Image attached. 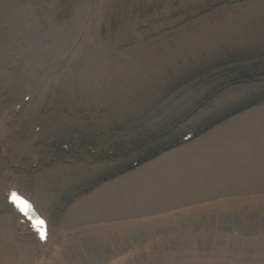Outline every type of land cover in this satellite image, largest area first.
Masks as SVG:
<instances>
[{
	"label": "bare ground",
	"instance_id": "bare-ground-1",
	"mask_svg": "<svg viewBox=\"0 0 264 264\" xmlns=\"http://www.w3.org/2000/svg\"><path fill=\"white\" fill-rule=\"evenodd\" d=\"M103 1L88 0L87 6L86 3L82 5L77 15L78 19H75L73 24L77 31L67 36L61 30L49 27L47 12L51 7L46 0H0V17L2 13L7 21L6 24L13 25L14 38H18V45H15L13 50L0 47V86H3L0 89V155L3 156L4 161L14 160L11 165L19 162L25 163L21 158L16 159L22 151H25L26 157L30 154L37 155L32 162L38 158L37 152L40 147L35 145L39 144V140H34L38 136L30 133L31 127L34 125L41 126L42 130L48 133L49 139L54 137L56 144L66 140L77 142L79 139L78 142L80 140L88 141L85 145L91 147L93 141L88 135L86 126L90 124V127L95 128L91 135L92 138L106 137V131L111 123L108 119L112 117L111 115L118 110L129 108L124 103L123 106L121 104L122 98L125 97V91L130 95L140 96V103L133 108L134 110L129 115L135 119L134 121L147 115H154L161 109L160 98L169 95L168 91L171 86L167 82L160 83L163 81L162 77L168 72L171 73L177 66H185L193 59H201L204 50L209 52L212 47H216L226 38L231 41L241 39L243 29L247 31L251 45H257L260 38L264 36L263 4L255 5L254 11L243 17L228 14L226 23L219 24L217 28L200 23L202 19L200 18L194 25L195 27L200 23L199 30L192 32L187 39L183 35L179 36L183 31V29L180 31V28L184 27L180 21L183 20V17L169 19L166 14L165 16H168L165 18L166 22H161L158 27L155 25L150 32L156 33L170 28L174 38L166 40L161 37L163 38L161 42L151 40L146 44L141 37H138L137 43L130 50L123 49L122 51L126 59H131V52L137 57L136 65L129 63L126 66L116 60V49L112 50L110 46L107 48L106 44L97 43L96 38L92 36V30L97 26V23L103 22L107 15V1L105 0L104 3ZM102 3L104 7L101 9L100 4ZM167 32L170 31L165 33ZM186 32L190 31L186 29ZM26 36L34 37L29 38L30 44L26 43ZM222 37L223 39H220ZM126 39L131 41L130 35ZM80 61L86 63L85 68H81L83 65L79 68L75 67ZM5 66L10 67L12 71L9 72ZM244 67L240 65L239 69L243 70ZM71 68H75L74 70L77 71H74L75 73L70 76L68 73L72 72ZM79 69L81 70L78 71ZM240 72L242 73V71ZM236 78L237 75L230 80ZM19 84L22 87L20 91H18ZM114 86L119 90L116 91ZM121 89H123L122 95ZM242 89L246 90L248 86L243 85ZM238 90L239 88H231L222 92L218 101L227 103L226 101L234 93L239 92ZM24 93L25 97L31 95L32 101L27 105L23 104V109L16 114L15 107ZM249 94L250 92L236 94V98L240 100ZM108 96L120 104V107L115 105L116 109L113 113H107L106 101H112L107 100ZM173 97L174 95H171L166 98L164 104L176 105L172 100ZM71 104L78 105V111L75 110L76 114L69 108ZM80 106L89 107V111L92 110V113L99 112L101 114L97 119H94L87 115L88 111L85 113L86 116L81 118L84 109H82L83 107L79 108ZM215 109L213 105L211 110ZM3 111H7V115H4ZM54 114L58 117H54ZM14 124L15 126L12 127ZM60 129L64 132L60 133ZM22 133L32 140L31 144L22 146L19 140ZM115 134L116 132H114ZM192 144L172 150L155 160V165L151 163L146 165L145 170L140 174L141 182L137 176L122 180L119 183L120 190L108 188L98 193L96 197L87 193L84 195L85 199L88 197L87 202L83 201L82 203L85 206H92L91 209L96 208L97 205L105 212L114 213L118 210L125 211L129 202L133 203L135 199L156 202L157 199L160 200L163 196L169 197L174 193L184 195L190 190L195 192L203 189L210 190L223 178L225 180L221 190L239 189L238 181L248 171L250 177H256V173L259 171L258 166L261 168L264 166V107L260 106L236 117L207 133L199 141L195 140ZM45 145L48 151L45 150V146H43V150L47 155L39 159L42 166L43 161H50L57 169H64L65 172H68V175L74 171L73 176L84 170L92 172V169L95 168L90 165L91 159L93 160L95 157H90L89 153L78 152V156L83 160L80 162L70 161L73 165L67 166L65 164L67 161L62 159L65 152ZM135 145L143 153L148 154L151 151L146 144H142L140 141ZM248 153H251V156L247 157ZM101 165L93 169L92 176L85 174L86 177L93 178L96 172H103L109 168L110 162ZM0 166H2L1 162ZM45 170L52 169L45 168ZM134 171L136 172V170ZM46 174L48 175V173ZM13 175L15 173L0 169L1 181L13 183L10 180L14 179ZM67 182L70 184L69 181ZM49 185L47 181L44 189L50 193ZM23 187L29 193L26 190L27 186ZM136 187L140 188L136 189ZM29 194L33 196L31 193ZM107 197L109 201L105 203ZM224 202L226 204L233 203L230 199ZM3 208V206L0 207L5 213L0 216V264H59L65 259L66 249L72 240L79 243L80 240L83 242L89 240L100 244H92L94 247L92 256L84 264H95L98 261L100 264H128L129 259L136 254L134 253L136 251H141L144 257L158 254L156 264H178L175 244L168 245L162 242L157 246L156 236L149 229L151 223H146L147 229L142 232L137 227H129V223L125 221L110 223L111 219L98 222L106 224L94 227H87L90 222L79 223L81 226L75 224L79 227L72 235L56 230L52 224L53 238L50 237L48 240L49 242L52 239L50 249L44 251L37 247L32 256L31 245L25 243L26 240L30 244L32 242L28 238L21 237L20 232L23 231L24 226L22 225L23 227L20 228L16 220ZM83 210L82 205H79L71 210V214H75L74 217L78 218L87 212ZM44 211L46 212V210ZM80 211H83L82 214ZM232 211L229 209L228 213ZM252 220L255 219L252 218ZM16 228L19 230L14 235ZM240 230H243L245 235L234 231L232 234L234 239L247 235L253 241L254 236L249 235L251 232L247 230V227L243 226ZM125 235L128 238L122 239ZM75 237H77V241H75ZM142 237L148 238L144 244L139 242ZM131 241L139 244L132 247L127 246ZM81 244L85 245V243ZM226 244L228 245V243ZM235 245V242H230L227 249L229 251L223 254L224 261L226 264H245L242 256L246 257L249 250L235 255ZM258 245L259 243H256V246ZM74 246L76 245L74 244ZM26 248H30L31 253ZM186 256L187 258L193 256V252L189 248Z\"/></svg>",
	"mask_w": 264,
	"mask_h": 264
},
{
	"label": "rangeland",
	"instance_id": "rangeland-1",
	"mask_svg": "<svg viewBox=\"0 0 264 264\" xmlns=\"http://www.w3.org/2000/svg\"><path fill=\"white\" fill-rule=\"evenodd\" d=\"M87 1L88 0H46L51 7L47 12V23L50 25L49 27L52 26V28L54 27L56 30L59 29L65 35L70 36V33L77 31V29L73 27V24L75 19H78L77 15L79 8L85 3L87 6ZM106 1L108 6L106 9L107 15L104 18V21L100 24L98 22L97 26L92 30V36L93 38H96L97 43L100 42V44H106V47L109 48L110 46L112 50L116 49V60L124 63L126 66L129 63L130 65H136L137 57L136 54L131 52V59H126V57L123 56L124 52L122 51L123 49L130 50V48L137 43L138 37H141L142 41L146 44L150 43L151 40L161 42L163 41V38L161 37H164L166 40H172L174 38V34L170 28H168V30L166 29V31H170L167 33H165L166 31L156 33L150 32L155 25L158 27L161 22H166L165 18H168V16L169 19L171 17H183V20L180 21L184 27L180 28V31L181 29H183V31L179 36L183 35L187 39L192 32L199 30L198 25H200V23H204L206 26L212 28H217L219 24L226 23L228 14L235 17H243L251 14L254 11L255 5H264V0H229L230 3H227L228 0ZM104 2L105 0L103 3ZM103 3L100 4L101 9L104 7ZM206 5H208V7L204 8ZM166 14L168 16H165ZM200 18H202L200 23L196 25L197 27H194L195 23ZM6 22V19L1 13L0 44L8 50H13L15 45H18V38H14L15 36L12 32L13 25L6 24ZM186 29L190 32H186ZM129 35L131 41L126 39ZM29 38L34 37L26 36V43L28 44H30ZM240 38L242 40L237 39L234 41L226 38L220 44H217L216 47H212L209 52L204 50L201 59H193L185 66H177V68H174L171 73L168 72V74L164 75V77H162L163 81H160V83L163 84L167 82L171 88L170 91H168V96L166 95L165 97L160 98L162 102L159 104L160 106L162 105L161 109H159L160 111H156V114L154 115H149L148 117L145 116L143 119L134 121L129 115L130 112L134 110L133 108L140 103V96L130 95L127 91L124 93L125 97H121V104L123 106L124 103L126 107L129 108L126 110H118L115 113L113 112L116 107H120V104L116 103L112 97L108 96V99L107 97H104L107 100H112L106 101L107 113H113L108 121L114 122V125L117 127L116 132L121 130L124 132H122L119 137L118 135L114 136V133L110 134L108 137H102L105 139H112L115 137V143H110L108 140H101L103 141L102 143L109 146V148L115 147V149H117V144L122 143L121 140H129L130 134H132L131 132L133 130H139L138 138H144L146 139L144 140L145 144L149 146L150 144L152 145L151 154L149 153L148 156L151 157L157 155V157L139 167H135L130 163L133 171L125 173L120 177L108 178L109 176L107 173L112 169H107L106 172L103 173L99 182L94 181L96 187L90 192L92 197H96L98 193L105 191L108 188L120 190V181L128 180L131 177L137 176L138 180L141 182L140 178L142 177H140V174L145 170V166L152 163L157 158L171 152L172 150H167L166 148L170 146L173 138L187 130H191L192 127H205L211 132L240 115L259 108L260 106L264 107V103L262 102V99H264V92H261L264 88V36L260 38L257 45H251V39L249 38L247 31L243 29V34H241ZM220 39H223V37ZM240 65L245 66L243 70L239 69ZM80 66L81 68H85L86 63L80 61L75 67L79 68ZM74 69L75 68H71L72 72L70 74L68 73V75L71 76L77 71ZM80 70L81 69L78 71ZM240 71H242V73ZM236 75V79L230 80V78L233 76L235 77ZM239 78L251 81L250 90L242 89L241 84L243 85L244 83L240 82L242 80ZM19 87L21 88V86ZM233 87L239 88V92L234 93V95L226 101L227 103L218 101L222 96V92L231 88L236 89ZM114 89L116 91L119 90V88L117 89L115 86ZM254 90L259 92V99H250L247 101L250 98V95H254V93H250L247 97L235 101L237 97L236 94H248L250 91ZM122 91L123 89L120 91L121 95ZM69 94H71L70 91ZM24 95L25 94L19 99H23ZM160 95H162V93H160ZM171 95H174L172 100L176 105L164 104L166 98H169ZM216 101L218 102L216 103ZM254 101H256V103H254ZM217 104H219V106H217ZM213 105L214 107L217 106L214 112L211 111ZM82 107L83 106H80L79 108ZM70 109L75 110L78 108L76 105L71 104ZM84 109L89 110L90 108L84 106ZM88 113L91 114L90 111ZM214 113H216L215 117L217 119L210 120V118L214 116ZM54 117H56V114H54ZM191 121L196 124H192ZM173 125L174 127L171 130L170 126ZM87 130L90 135L91 131H93V127H89ZM176 130L177 134L178 132L181 133L172 136V133ZM59 132L61 133L63 130L60 129ZM153 132L157 134L154 138L152 135ZM37 134L38 138L36 140H39L40 142L39 147H41V155L45 157L47 154L43 152L42 143H47V140H49L48 133L41 130ZM206 134L207 132L205 135ZM168 135L173 138H168ZM202 137L203 135L196 140L199 141ZM164 140H168V142L171 143L166 147L158 149ZM193 142L188 144H192ZM21 143L22 146H27V144L32 143V140L22 134ZM180 148H183V146ZM152 150L155 152L152 153ZM133 152L135 155L133 156L139 160H143L144 158H140L145 155L147 156L146 152L139 153L138 150H134ZM25 156V151H22L21 155L17 156L16 159H25ZM246 156H251V153L246 154ZM62 158L67 160V163L65 164L68 166L73 165L70 161L80 162L78 160L79 156L76 152L64 155ZM4 160L3 156L0 155V162L3 166H0V169L15 173V175H13L15 179H19L20 181L22 179L26 180L28 182L26 185L31 188L33 192L36 191L43 193L47 180L52 184L57 181L59 186H63L61 203H58L57 205V207L62 208L63 213L57 215V208L55 206L52 207L51 212L55 228L68 235H72L76 228L79 227L77 225H80L79 223L83 222H90L87 227H94L106 224L98 223L105 219H111L110 223H123L121 221H125L126 223H129V227H137L141 229L142 232L147 229L145 224L151 223L149 229L152 230L153 235L156 236L158 242L157 246L162 242L163 244L168 245L171 243L175 244L178 264H226L223 254L229 251L227 249L230 242L236 243L234 247L235 255H240L249 250L248 255L245 254L246 257L242 256L245 264H264V166L263 168L258 166L259 171L256 173V177H250V172L248 171L238 181L239 189L236 190H221L222 184L225 180V178H223L210 190L203 189L198 192L190 190L184 195L174 193L169 197L163 196L160 200L157 199L156 202L149 201L150 203L145 200L135 199L133 200V203H131L132 201L129 202V206L125 211L118 210L114 213H109L105 212L103 208L97 205L94 209H91L92 206H85L82 202H87L88 197L85 199L84 195L76 196L75 187L91 181V177L88 176L87 178L85 173H79L73 176L74 171L68 175V172H65L63 169V171H60V174H57L59 171L54 168L52 170L54 174L47 176L42 170H33L34 173L25 172L24 169H26V165L22 167L20 164L21 168L18 170L14 165H11L14 160L7 162ZM132 160L134 161V159ZM103 161L108 162L109 159L102 160L100 163L96 164V166H102L101 164H104ZM109 162H111L109 168H113V161L110 160ZM126 167H129V165ZM134 170H136V172ZM65 179L69 181L70 184H66L68 182L65 183ZM138 188L140 187H136V189ZM229 199L232 200V204L229 202L226 204L224 202ZM108 201L109 198L107 197L105 203H108ZM256 203L257 205H255ZM79 205H82L84 209L83 211L87 212L81 217L76 218L74 217L75 214H71V210ZM229 209L233 211L228 213ZM83 211H80V214H82ZM3 214L5 213L0 209V216ZM252 218L255 220H252ZM73 221L74 223H72ZM243 226L247 227V230L251 232L249 235L252 234L254 236L253 241L251 240L252 238H249L247 235L243 238L234 239L232 236L234 231L236 233L239 232L238 234L241 235L244 234V231L240 230ZM18 230L19 228H16L14 235H16ZM75 235H77V233H75ZM77 237H75V241H77ZM127 238V235L122 237V239ZM147 239L148 238L142 237L139 242L144 244L148 241ZM25 243L32 245L33 256L35 254V244L34 247L33 244H30L27 240ZM81 243H85V245L82 246ZM226 243H228V245ZM256 243H259V245L256 246ZM74 244L76 246H74ZM92 244L100 245L95 241L91 242L86 240V242H83L80 240L79 243L72 240L69 244L70 246L66 249L65 259L59 264H84L89 261L94 250ZM138 244L139 243L137 242L131 241L127 246L132 247ZM188 248L193 252L191 258H187L186 256ZM26 249L31 253L30 248ZM134 253L136 254L129 259L128 264H156L158 254L144 257L142 256L141 251H136ZM99 262L100 261L96 263Z\"/></svg>",
	"mask_w": 264,
	"mask_h": 264
},
{
	"label": "snow or ice",
	"instance_id": "snow-or-ice-1",
	"mask_svg": "<svg viewBox=\"0 0 264 264\" xmlns=\"http://www.w3.org/2000/svg\"><path fill=\"white\" fill-rule=\"evenodd\" d=\"M17 197H16V195L15 194H13V201L15 202V201H17Z\"/></svg>",
	"mask_w": 264,
	"mask_h": 264
}]
</instances>
